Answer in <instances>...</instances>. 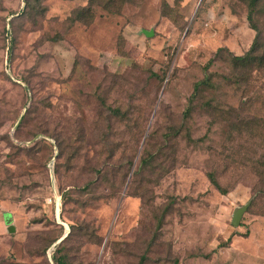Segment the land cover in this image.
Wrapping results in <instances>:
<instances>
[{"label":"rangeland","instance_id":"rangeland-1","mask_svg":"<svg viewBox=\"0 0 264 264\" xmlns=\"http://www.w3.org/2000/svg\"><path fill=\"white\" fill-rule=\"evenodd\" d=\"M118 4L0 0V264H264V0Z\"/></svg>","mask_w":264,"mask_h":264},{"label":"trees","instance_id":"trees-1","mask_svg":"<svg viewBox=\"0 0 264 264\" xmlns=\"http://www.w3.org/2000/svg\"><path fill=\"white\" fill-rule=\"evenodd\" d=\"M118 1L121 3H124V2H133L134 0H88L87 8L84 7L83 10L88 12V16H92V11H91L92 7L97 6V5H101V6L104 5L105 7L112 6V9H114V8H118V6H119ZM245 1L247 4L246 5L247 9H248L247 18H248V21L251 23L253 21V18H254L253 14L256 10V7L258 6V4L260 3L261 0H245ZM252 27L255 28L254 25ZM219 51H221L220 48L217 50L216 54L219 53ZM256 51H257L256 43L254 42L244 54H242V55H231V60L233 61L234 66L240 65V67H243V68L250 67L251 63L253 62L254 58L256 57ZM213 60H214L213 57L208 60V62L203 67L204 72H205L204 77L201 80L195 82L193 85L192 93L187 98V104L188 105L183 112V116L185 118L191 117L192 110H193V103L197 100V97L200 96V94L202 92H204L205 90L211 91L213 86H214V83H213L212 77H211L212 74L208 72V68H210L209 66L213 63ZM207 100L211 101V99H207ZM206 105L212 106L210 102H207ZM118 110L119 109H116L115 111L118 112ZM177 132H181V131H177ZM186 137L188 138L189 141L197 142L196 140H193L189 136V134H187ZM101 172H102V169H100V168H98L96 170L97 174H101ZM208 176H209L210 182L217 186V182H216L213 174H209ZM142 259H143V257H142ZM55 262H56V264H62L63 263V261L60 258L55 259Z\"/></svg>","mask_w":264,"mask_h":264},{"label":"water","instance_id":"water-1","mask_svg":"<svg viewBox=\"0 0 264 264\" xmlns=\"http://www.w3.org/2000/svg\"><path fill=\"white\" fill-rule=\"evenodd\" d=\"M143 32H144L145 35H147V36H150V35H151V33H150L149 31L144 30ZM246 207H247V205H243V206L237 208V209L234 211V213H233V215H232V219H231V223H232V225H234V226H238V225H239V223L241 222V221H240V220H241V217H242L243 212L245 211ZM13 228H14V227L11 225V226L9 227V230H12ZM62 239H63V238H62ZM62 239H60V240H62Z\"/></svg>","mask_w":264,"mask_h":264},{"label":"crops","instance_id":"crops-1","mask_svg":"<svg viewBox=\"0 0 264 264\" xmlns=\"http://www.w3.org/2000/svg\"><path fill=\"white\" fill-rule=\"evenodd\" d=\"M0 216H1V219H2V223H3V224L7 223L8 226L13 225V224L11 223V221H12V212H11V210L9 209V207H4V208H3V212L1 213Z\"/></svg>","mask_w":264,"mask_h":264},{"label":"bare ground","instance_id":"bare-ground-1","mask_svg":"<svg viewBox=\"0 0 264 264\" xmlns=\"http://www.w3.org/2000/svg\"><path fill=\"white\" fill-rule=\"evenodd\" d=\"M63 237H64V236H62L61 238H63ZM61 238H60V239H61ZM60 239H58V241H59Z\"/></svg>","mask_w":264,"mask_h":264},{"label":"built area","instance_id":"built-area-1","mask_svg":"<svg viewBox=\"0 0 264 264\" xmlns=\"http://www.w3.org/2000/svg\"><path fill=\"white\" fill-rule=\"evenodd\" d=\"M0 207H1V203H0Z\"/></svg>","mask_w":264,"mask_h":264}]
</instances>
